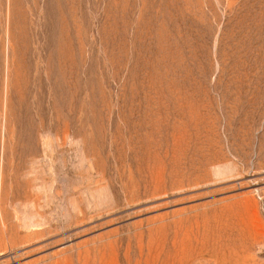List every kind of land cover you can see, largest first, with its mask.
<instances>
[{
  "label": "rangeland",
  "instance_id": "374dc122",
  "mask_svg": "<svg viewBox=\"0 0 264 264\" xmlns=\"http://www.w3.org/2000/svg\"><path fill=\"white\" fill-rule=\"evenodd\" d=\"M0 264H264V0H0Z\"/></svg>",
  "mask_w": 264,
  "mask_h": 264
},
{
  "label": "bare ground",
  "instance_id": "6f19581e",
  "mask_svg": "<svg viewBox=\"0 0 264 264\" xmlns=\"http://www.w3.org/2000/svg\"><path fill=\"white\" fill-rule=\"evenodd\" d=\"M142 137V136H141ZM181 138V137H180ZM142 139H143V137H142ZM141 139V140H142ZM145 139V138H144ZM182 139V138H181ZM150 141V140H149ZM155 143H156V141H155ZM154 145V144H153ZM162 145V144H161ZM159 147H161V146H159ZM183 147V146H182ZM140 148V147H139ZM146 148V147H145ZM151 148V147H150ZM170 148V147H169ZM173 148V147H172ZM178 148V147H177ZM141 149V148H140ZM179 149V148H178ZM79 150V149H78ZM187 151V150H186ZM139 152V151H138ZM163 152V151H162ZM172 152V151H171ZM164 153V152H163ZM82 154H85V153H82ZM157 156V155H156ZM161 156V155H160ZM159 156V157H160ZM165 157V156H164ZM82 159H84L85 157H81ZM89 158V157H88ZM167 158V157H166ZM78 159H80L79 157H78ZM168 159V158H167ZM85 160H86V158H85ZM170 160V159H169ZM198 160V159H197ZM83 161V160H82ZM87 161V160H86ZM115 162V161H114ZM127 162V161H126ZM159 162V161H158ZM157 162V163H158ZM174 162V161H173ZM79 163H82L81 161L79 162ZM121 163V162H120ZM142 164V163H141ZM163 164V163H162ZM63 165V164H62ZM122 165V164H121ZM125 165V164H124ZM130 166V165H129ZM44 167V166H43ZM163 167H165V165L163 166ZM213 167V166H212ZM95 168V167H94ZM175 168V167H174ZM32 170H33V168H32ZM35 170V169H34ZM132 170V169H131ZM159 170V169H158ZM166 170V169H165ZM183 170V169H182ZM37 171V170H36ZM35 171V172H36ZM31 172H33V171H31ZM30 172V173H31ZM45 172V171H44ZM96 172V171H95ZM64 173V172H63ZM110 173H111V171H110ZM156 174H157V172H155ZM219 173V172H218ZM31 174H33V173H31ZM37 174H38V172H37ZM41 174V173H40ZM109 174V173H108ZM112 174V173H111ZM114 174V173H113ZM116 174V173H115ZM153 174H154V172H153ZM160 174V173H159ZM173 174V173H172ZM30 175V174H29ZM42 175V174H41ZM47 175V174H46ZM98 175H100V174H97V176ZM189 175H191V173H189ZM33 176V175H32ZM101 176H102V174H101ZM161 176V175H160ZM160 176H152V174H151V176L150 175H148V176H145L144 178H143V180H140V179H137V180H133L132 181V186L131 187H129V188H125V190H124V192H123V196H124V198H123V201H122V203L121 204H123V205H132V203L134 204V203H136V204H140V203H143V202H141V201H143L144 199H145V201H148V200H150V199H152V198H155V197H158V196H160V195H166L168 192H169V189H175V187L176 188H179V189H182L183 187H185V186H189V185H196V184H199L200 182H199V175L198 176H195V177H191V176H182V175H177V176H175L176 177V180L174 179V180H172L171 182H169V181H166V180H164L163 178H161ZM34 177H35V175H34ZM37 177H38V175H37ZM99 177V176H98ZM116 177V176H115ZM127 177V176H126ZM172 177V176H171ZM174 177V178H175ZM92 178H94V177H92ZM112 178V177H111ZM37 179V178H36ZM38 180H40V179H37V181ZM89 180V179H88ZM92 180V179H91ZM97 180V179H96ZM95 180V181H96ZM100 180V179H99ZM102 180V179H101ZM42 181V180H41ZM41 181H40V183H41ZM110 181V180H109ZM116 181V180H115ZM36 182V181H35ZM39 182V181H38ZM38 182L37 183H35V184H37L38 185ZM86 182V181H85ZM103 181H96V182H94L95 183V187H93L92 188V192H90V197L88 196V197H86V198H84V196L86 195L87 196V189L85 190V191H83L82 193L83 194H85L84 196H77V197H75V198H72L73 199V201H72V199H70V197H69V200H68V202H70V205H71V207H70V209L72 208L74 211H72V212H74V213H72L71 211H70V209H69V211L70 212H66V215H72L71 217V219H69L70 218V216H69V218H68V220H66L65 222H67V223H69V221H72L73 219L75 220V221H77V220H80V219H83V218H85L86 216H88L89 214H92V213H101V212H104V211H112L114 208H116L120 203H117V201L116 200H114L113 198L114 197H111V195H112V193H111V191L109 192V190L111 189L110 187V189H108V186H109V183H108V181L107 180H105L104 181V183L105 182H107V183H105V184H103L102 183ZM25 183V182H24ZM39 183V184H40ZM86 183H88V182H86ZM92 183V182H91ZM116 183V182H115ZM23 184V183H22ZM44 185H45V182L43 183ZM46 184H48L47 182H46ZM90 184V183H89ZM84 185V184H83ZM202 185H203V183H202ZM24 186V185H23ZM45 186H47V187H44L43 185H41V187H40V185L38 186V187H40L41 189L44 187V189H46V193H47V188L50 186V185H45ZM91 186V185H90ZM20 187H22V185L20 186ZM37 187V186H36ZM38 187H37V189H38ZM71 187V186H70ZM73 187V186H72ZM80 187V186H79ZM85 187V186H84ZM87 187V186H86ZM191 187V186H190ZM195 187V186H194ZM34 187H32V185H30L29 186V190L28 191H31L32 189H33ZM50 188V187H49ZM48 188V189H49ZM77 188V187H76ZM196 188V187H195ZM44 189H42L43 191H45ZM53 188H51V190H52ZM64 190L66 189L65 187L63 188ZM72 189V188H71ZM71 189H67V191L68 192H70V190ZM89 189V188H88ZM186 189H188V188H186ZM194 189V188H193ZM22 190V189H21ZM34 190H36V189H34ZM58 190V189H57ZM107 190H108V193H111V194H107ZM41 191V190H40ZM49 191V190H48ZM115 191V190H114ZM175 191V190H174ZM173 191V192H174ZM176 191H178V190H176ZM32 192H35V191H32ZM42 192V191H41ZM52 192V191H51ZM62 192V191H61ZM67 192V194H69ZM79 192H81V191H79ZM172 192V191H171ZM45 193V192H44ZM45 193V194H46ZM65 193V192H64ZM38 193H31L28 197H26V199H25V202H24V209L22 208V207H19L18 206V204L20 205L21 203H16L15 202V206H16V208H15V211H16V213H15V217H16V214H18V213H20V212H22L23 214H21L20 213V215H22V217H20V216H17V219L20 221V222H23V224H24V226H28V227H32V226H39V225H41V222L40 221H37L36 220V218L39 220V218H41L42 219V221L44 220V218H42L43 217V212L41 211V210H43L44 209V207H42V204H38L37 203V200H38V198H40V196H36ZM41 194V193H40ZM44 194V195H45ZM49 194V193H48ZM52 194V193H51ZM50 194V195H51ZM54 194V193H53ZM56 194V193H55ZM66 194V193H65ZM67 194H66V196H67ZM50 195H45V197H46V200L48 201V197L50 196ZM60 195V194H59ZM62 195H63V193H62ZM24 196V195H23ZM36 196V197H35ZM52 196V195H51ZM55 196V195H54ZM113 196V195H112ZM110 197H111V199H110ZM8 198V197H7ZM10 198V197H9ZM53 198V197H52ZM58 198V197H57ZM42 199V198H41ZM49 199H51V197L49 198ZM60 199V197L58 198V200ZM63 200L62 201H64V195H63V198H62ZM157 199V198H156ZM54 200H57L56 198L54 199ZM114 200V201H113ZM43 201V200H42ZM46 201V202H47ZM60 201V200H59ZM59 201H58V205H60L59 204ZM67 201V200H66ZM153 201V200H152ZM20 202V201H19ZM43 202H45V201H43ZM45 202V203H46ZM65 202V201H64ZM11 203V202H10ZM52 203V202H51ZM61 203V202H60ZM66 203V202H65ZM17 204V205H16ZM54 204V203H53ZM52 204V205H53ZM69 204V203H68ZM138 204V205H139ZM46 206L48 205V202H47V204H45ZM63 205H64V203H63ZM62 205V206H63ZM8 206H9V203H8ZM18 206V207H17ZM22 206V205H21ZM38 206H40V207H42V208H39V209H41V210H39L38 209ZM44 206V205H43ZM54 206V205H53ZM56 206V205H55ZM61 206V205H60ZM48 207L50 208V206H47L46 208L48 209ZM57 207H59V206H57ZM65 207L66 208H69V207H67V205L65 204ZM21 208H22V210L23 211H21ZM3 209V208H2ZM55 209V208H54ZM57 209V208H56ZM62 210H64V208L62 209ZM61 210V211H62ZM65 210H67V209H65ZM65 210H64V212H65ZM117 210V209H116ZM49 212V211H48ZM58 212V211H57ZM55 213H56V210H55ZM54 212H52V214H55ZM62 213V212H61ZM45 214H46V212H45ZM45 214H44V216H45ZM51 214V215H52ZM57 215H58V213H56ZM60 214V213H59ZM47 215V214H46ZM62 215V214H61ZM66 215H64V217L66 216ZM58 216H60V215H58ZM63 216V215H62ZM61 216V217H62ZM67 217V216H66ZM45 218H47L46 216H45ZM2 219V218H1ZM50 219V218H49ZM63 219V218H62ZM61 219V220H62ZM60 220V221H61ZM73 220V221H74ZM45 221V220H44ZM43 221V222H44ZM47 221V220H46ZM45 221V222H46ZM56 221V220H55ZM43 222H42V225H43ZM64 222V221H63ZM3 223V222H2ZM10 223V222H9ZM60 223V222H59ZM5 224V223H4ZM3 224V225H4ZM6 224H8V223H6ZM49 224H50V222H49ZM64 224V223H63ZM20 225V224H19ZM45 225H46V223H45ZM61 225V224H60ZM71 225V224H70ZM37 226V227H38ZM48 226V225H47ZM19 227V226H18ZM36 227V228H37ZM42 227V226H41ZM45 227V226H44ZM61 227H62V225H61ZM4 228H5V226H4ZM34 228V227H33ZM40 228V227H39ZM24 229H27V228H24ZM50 229V228H49ZM34 230V229H33ZM44 230V229H43ZM45 231V230H44ZM41 232V231H40ZM8 239V238H7ZM9 242H10V244H12L11 242V240L9 239Z\"/></svg>",
  "mask_w": 264,
  "mask_h": 264
}]
</instances>
